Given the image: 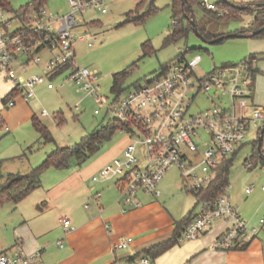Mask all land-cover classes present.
<instances>
[{"label": "built area", "instance_id": "2783aa9c", "mask_svg": "<svg viewBox=\"0 0 264 264\" xmlns=\"http://www.w3.org/2000/svg\"><path fill=\"white\" fill-rule=\"evenodd\" d=\"M67 2L71 12L63 16H52L44 6L36 10L31 2L29 10L13 11V18L20 22L15 28L11 18H0V77L10 83L12 90L4 106H14L17 96L31 99L35 96L36 85L70 67L68 78L78 89L105 104L109 119L121 121L120 131L129 139L122 157L105 164L93 180H115L120 187L119 201L128 208L137 207L142 204V195L160 196L159 184L175 166L181 171L183 188L195 195L200 206V212L186 223L182 239L195 240L214 221L224 220L228 226L214 240V249L229 250L251 241L258 228L250 227L241 216L227 192L228 186L215 200L201 198L220 163L244 143L251 125L264 124L263 109L254 106L251 100L253 70L249 59L226 67L214 66L198 74L197 68L202 61L200 53L191 57L177 56L167 63L165 71L159 69L143 83L116 92L107 104L99 92L101 86L96 72L75 64L74 49L77 40L86 38L84 34H76L75 29L84 21L79 19L78 23L75 14L88 8L104 13L107 11L102 7L104 0ZM201 5L221 17L231 13L230 8L218 2L201 0ZM0 9L9 12L1 3ZM42 50L49 52L44 62L45 75L25 77L20 74L19 71L29 69L30 63L37 65L43 61ZM23 53L29 55L25 61ZM47 87L54 85L48 81ZM201 95L210 101V106L193 112L192 105ZM95 113L99 114L100 110L96 109ZM0 128L10 130L2 115ZM251 191L252 188L247 189ZM61 222L65 231L73 228L68 217H63ZM132 239L127 237L118 246L126 249ZM40 253H27L17 243L15 250L0 252V264H41ZM125 264L157 263L151 254H142Z\"/></svg>", "mask_w": 264, "mask_h": 264}, {"label": "rangeland", "instance_id": "374dc122", "mask_svg": "<svg viewBox=\"0 0 264 264\" xmlns=\"http://www.w3.org/2000/svg\"><path fill=\"white\" fill-rule=\"evenodd\" d=\"M8 1L15 11L33 2V0ZM140 1L142 0H104L102 7L107 10L104 13L100 9L88 8L83 13L78 11L75 14L78 23H80L79 19L84 21L75 29L76 34L86 36L85 39H79L74 43L75 64L96 72L101 86L99 92L106 98L107 104L116 95V91L112 90L115 73L133 67L121 85L125 91L137 82L143 83L145 78L155 75L162 65L190 47L192 51L189 52V57L195 52L202 55V61L197 68L198 74L210 71L215 65L239 64L253 54L256 60L251 64L254 82L251 100L254 106L264 111V36L229 37L220 42L208 43L191 31L188 39L183 38L165 44V37L170 34L173 26L170 7L172 0H144L139 4ZM153 5L156 9L148 13ZM241 5L249 9L256 6L253 3H241ZM44 9L52 16H63L71 12L67 0H46ZM194 9L198 23L213 33L226 34L235 29L248 28L249 23L252 22L250 12L230 9L231 13L222 17L225 20H221L204 12L199 5H195ZM13 15V11L3 12L0 9V18H11L12 27L15 28L20 22L13 18ZM144 43L152 44L153 51L146 53ZM147 48L150 49V46L147 45ZM40 55L43 60L41 63L37 65L30 63L26 72L19 71V73L25 77L45 75L44 62L49 54L46 50H42ZM22 57L25 61L29 55L23 53ZM254 68L259 70L255 71ZM71 71L70 67L65 68L51 79L46 77L43 84L36 85L35 97L30 99L29 104L23 106L25 112L23 111L24 113L18 118H13L15 122L6 121L11 130L4 131L0 128V191L11 181L9 177L11 173L29 172V161L32 166L36 163L40 164L47 154L57 147L73 146L101 125L107 124L109 116L106 114L105 104L100 103L86 91L78 89L68 78ZM48 81L54 85L53 88L47 87ZM7 87V84L0 82V91ZM209 102L205 96H199L192 105V111L197 113L205 109L210 106ZM15 108L4 107L9 109L10 115ZM96 109L100 110L99 114L95 113ZM44 110L45 115L42 114ZM59 110L63 112V117L60 115L61 120L54 116ZM33 113L48 126L51 139L46 140L40 137L31 120ZM263 126L262 122H258L255 125L252 124L248 130L244 141L245 147L233 158L227 189L241 216L250 227H257L259 231L264 226V189L262 188L264 162H261V159L254 154V142L258 136V129ZM128 141V135L125 132L116 130L110 138L103 141L96 153L88 156L81 164H77L78 161L71 158L69 167L45 169L42 173V186L32 190L20 201H16L15 196L26 187V182L17 183L10 192L4 194L0 198V252L15 250V245L21 244L22 240L26 245L31 224H34L43 212L40 198L45 196V190L50 183L56 181L55 178L66 177L72 171L79 172L81 168L88 166L105 152L114 151L109 162L122 157V148ZM262 149L264 153V139ZM252 156L258 163L248 166L247 162ZM228 157L231 158L233 155L230 154ZM164 181L169 183V187L177 186L173 188L176 195L182 194L174 202L179 212L183 211V206L187 204L193 208L197 199L193 193L183 188L184 183L179 168L172 166L164 177ZM249 187L252 188V192L247 194L246 189ZM163 196L162 193L161 197ZM60 202L65 204V197ZM261 219H263L262 223ZM188 241L190 240L180 239L179 245H184ZM22 249H25V246L22 245ZM160 263L159 260L158 264Z\"/></svg>", "mask_w": 264, "mask_h": 264}, {"label": "crops", "instance_id": "0c3cea01", "mask_svg": "<svg viewBox=\"0 0 264 264\" xmlns=\"http://www.w3.org/2000/svg\"><path fill=\"white\" fill-rule=\"evenodd\" d=\"M229 1L237 4L253 3L256 5L264 0ZM214 2H219V0ZM11 9L14 11L13 7ZM202 9L211 16L210 12ZM193 13L198 23L195 9ZM198 25L200 24L198 23ZM0 82L8 85L7 88L0 91V106H2L0 115L5 122L11 121L25 112L23 106L29 104L30 99L25 100L17 96L16 104L12 106L16 108L10 115L9 109H4V107L9 108L4 106V98L10 91L11 85L1 77ZM60 112V110L56 111L54 116ZM61 113L63 114V112ZM62 114L60 115L63 117ZM6 124L8 123L6 122ZM243 147H245L244 143L236 149L235 155H238ZM112 153L114 151L105 152L88 166L81 168L79 172L72 171L66 177L55 178L56 181L48 185L44 192L45 198H40L43 204L41 217L31 224V232L30 236L26 238V245L23 240L21 241V245L25 246L26 250L23 249L25 252L41 251V264H111L118 262L125 264L130 258L148 254L146 252L150 247L170 239L174 235L177 223L190 211L192 216L200 212L198 201L193 208L187 204L183 206L184 210L179 212L174 202L182 194L176 195L174 189L177 186L169 187V183L164 179L159 184V188L163 190V198L161 197L162 193L157 198L142 195L141 205L126 207L119 201L120 187L115 180H93L92 178L112 159ZM253 163L254 157L252 156L247 165L251 166ZM36 164L32 166L29 161L30 170L28 171L30 172L39 165ZM41 186L42 181L39 187ZM247 189L246 193L250 194ZM64 197L65 204H62L60 200ZM62 217L70 219L73 228L69 231L64 230L61 222ZM227 226V221L216 220L199 238L190 240L184 245H179L178 242L165 252L153 255V257L157 264L159 260L160 264L167 262L169 264H264V226L261 228L263 231L258 230L260 235L257 233L245 245L229 250L214 249L212 247L214 240L225 231ZM182 235L180 239H182ZM127 237L133 239L128 248L121 249L118 245Z\"/></svg>", "mask_w": 264, "mask_h": 264}, {"label": "trees", "instance_id": "16d2710c", "mask_svg": "<svg viewBox=\"0 0 264 264\" xmlns=\"http://www.w3.org/2000/svg\"><path fill=\"white\" fill-rule=\"evenodd\" d=\"M144 0L140 1L139 4H141ZM0 3L2 4L3 8H5L8 11H11L12 6L10 5L8 0H0ZM46 3V0H33V8L36 10H39L42 6H44ZM221 6H227L230 9H233L234 11L239 12H250L252 14V22L250 27L252 29L260 28L264 26V1L254 6L253 9H249V7H243L239 8L237 3H227L223 0H219L218 2ZM199 5L202 8H204L206 11L210 12L211 16L222 19L221 16H218L216 12L212 10H208L205 7L201 5V0H172L170 7L172 11V18H173V26L171 29L170 34L165 37V44H168L170 42H174L183 38H187L191 31H193L192 25L189 21V16L193 13L194 6ZM29 5L26 7H21V11H27L29 10ZM156 9V7L153 5L152 9L148 11V13L153 12ZM15 11V10H14ZM147 13V14H148ZM194 14V13H193ZM133 18V17H132ZM175 21V22H174ZM196 21V19H195ZM196 24L198 26V29L201 31L203 36L206 39H211L213 37H216L218 35H221L222 33H213L205 28V26L198 25L197 21ZM236 31H242L246 32L247 28H240L236 29ZM264 36V32L257 34L252 37H262ZM147 45L150 46V49L147 48ZM144 49L147 53L148 51H153L152 44L144 43ZM192 51L190 47L185 49L183 52H181L178 56H188L189 52ZM198 53V52H195ZM253 54L250 56L249 61L252 64L254 62ZM256 59V58H255ZM230 65H224L221 67H226ZM133 68V67H132ZM130 67L117 72L114 74L113 83H112V90H115L116 92L121 93L123 91L122 89V83L125 80V78L128 76V74L131 72ZM163 71L167 69V63L162 65L160 67ZM138 83V82H137ZM12 93V90L8 92V94L4 98L5 100L10 96ZM60 114L56 113L55 117L60 119ZM61 120V119H60ZM32 123L34 128L39 132L40 137L43 139L48 140L51 139V132L48 126L36 115H32ZM123 126V123L121 121H118L116 119H109L107 124L101 125L100 128L95 130L94 132L88 134L87 136L83 137L78 143H76L73 146H63V147H57L55 150L47 154L46 158L36 167H34L29 173L27 174H14L11 173L9 177L11 178V181L8 182L0 191V198L10 192L11 188H13L17 183L20 182H26V187L19 192L15 199L16 201H20L23 197H25L28 193H30L33 189L36 187H39L41 185L42 181V173L45 169L49 167H56V168H66L69 167L70 159L75 158L78 162L77 164H81L82 161L84 162L88 156L90 157L94 153H96L100 148L105 139H108L111 137V135L116 131L120 130ZM261 128L259 129L260 132ZM258 132V134H259ZM258 137V136H257ZM258 145V139L254 142V154L258 156L259 159H261V162H264V153L262 156L258 153L257 150ZM234 152L232 155L233 157L225 158L220 165L218 166L213 180L210 183L209 187L202 193L201 198L204 200H215L218 195L223 193L226 190V187L229 185V174H230V167L233 161V158L235 156ZM255 165L258 163V161L254 160ZM253 163V164H254ZM1 200V199H0ZM192 212L190 211L180 222L177 223L176 230L174 232V235L161 243H158L152 247H150L146 253L153 255H158L169 248L173 247L175 244H177L181 238L182 235V229L185 227L186 223L191 219ZM184 230V229H183ZM134 258V257H133ZM132 259V258H130ZM111 264H121V263H111Z\"/></svg>", "mask_w": 264, "mask_h": 264}, {"label": "water", "instance_id": "95a60500", "mask_svg": "<svg viewBox=\"0 0 264 264\" xmlns=\"http://www.w3.org/2000/svg\"><path fill=\"white\" fill-rule=\"evenodd\" d=\"M227 3H231L229 0H223ZM259 4V3H256V5ZM239 8H243V7H247V6H244V5H238ZM189 21L192 25V28H193V31L201 38L203 39V41L205 42H208V43H216V42H220L222 40H224L225 38H229V37H252V36H255L257 34H260V33H263L264 32V26L260 27V28H256V29H252L250 27V23L248 25V28H247V31L246 32H242V31H232V32H229V33H226V34H221V35H218L216 37H213L211 39H206L203 34L201 33V31L198 29V26L196 24V21H195V17H194V14L192 13L190 16H189ZM255 71H258L259 69L258 68H255L254 69ZM258 145H257V150H258V153L260 154V156L263 155V149H262V145H263V139H264V126L261 128L259 134H258Z\"/></svg>", "mask_w": 264, "mask_h": 264}]
</instances>
